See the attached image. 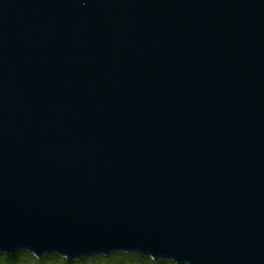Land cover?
<instances>
[{"label":"water","instance_id":"water-1","mask_svg":"<svg viewBox=\"0 0 264 264\" xmlns=\"http://www.w3.org/2000/svg\"><path fill=\"white\" fill-rule=\"evenodd\" d=\"M264 264V0H0V253Z\"/></svg>","mask_w":264,"mask_h":264},{"label":"trees","instance_id":"trees-1","mask_svg":"<svg viewBox=\"0 0 264 264\" xmlns=\"http://www.w3.org/2000/svg\"><path fill=\"white\" fill-rule=\"evenodd\" d=\"M26 258L27 264H88L91 259H98V264H177L168 260L152 261L149 257L136 254L115 253L108 257H97L96 255L83 257L76 260H66L59 255H46L37 260L30 253L18 252L13 255L0 253V264H23Z\"/></svg>","mask_w":264,"mask_h":264},{"label":"rangeland","instance_id":"rangeland-1","mask_svg":"<svg viewBox=\"0 0 264 264\" xmlns=\"http://www.w3.org/2000/svg\"><path fill=\"white\" fill-rule=\"evenodd\" d=\"M22 253H28V252H22ZM97 257H100V256H97ZM28 261H26V258L22 261L23 264H27ZM99 261L98 259H91L88 264H98Z\"/></svg>","mask_w":264,"mask_h":264}]
</instances>
